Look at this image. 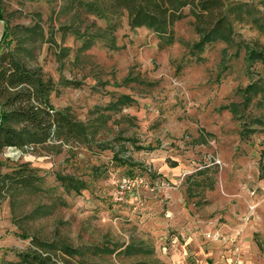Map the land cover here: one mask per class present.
I'll return each mask as SVG.
<instances>
[{
    "label": "rangeland",
    "instance_id": "rangeland-1",
    "mask_svg": "<svg viewBox=\"0 0 264 264\" xmlns=\"http://www.w3.org/2000/svg\"><path fill=\"white\" fill-rule=\"evenodd\" d=\"M78 1L91 0H2L0 54L38 24L43 37L25 45L23 62L52 80V106L88 135L0 153L1 173L27 163L43 179L42 193L20 199L14 214L0 193V264L34 237L80 250L68 264H264V95L246 105L242 94L263 87L264 65L248 66L243 47L224 43L192 50L191 17L160 49L154 33L129 28L126 13L110 34ZM229 1L250 12L233 20L235 41L263 47L264 0ZM58 175L84 189L66 192ZM135 177L145 185L115 203L112 180ZM45 206L49 215L24 217Z\"/></svg>",
    "mask_w": 264,
    "mask_h": 264
},
{
    "label": "trees",
    "instance_id": "trees-1",
    "mask_svg": "<svg viewBox=\"0 0 264 264\" xmlns=\"http://www.w3.org/2000/svg\"><path fill=\"white\" fill-rule=\"evenodd\" d=\"M77 3L86 13L108 22L110 34L117 27L116 23L111 22H118L126 13L129 28H144L154 33L159 39L160 49L174 43L175 24L191 17L193 30L198 36L192 50L200 53L207 45L224 43L227 46L243 47L248 66L258 62L264 65V46L252 48L234 39L233 20L243 21L245 16L250 15L249 6L242 3L229 0H91ZM0 21L7 28L2 0ZM72 33L77 34L78 31L73 30ZM7 34L12 36V31L9 29ZM16 35L23 41H17L14 49L0 54V153L7 148L24 150L50 141L64 143L87 138L88 130L83 123L75 121L67 110H56L52 106L50 96L55 89L52 80L23 62V56L32 54V47L26 48L25 45L32 46L43 37L42 28L38 24L22 27ZM90 46V43H85L83 50H88ZM60 84L65 87L77 85L67 80H62ZM259 93L264 95V85H247L242 90L246 105ZM125 102L119 104L124 105ZM115 107L113 105L109 110ZM56 178L66 192H80L84 189L83 183L73 177L58 175ZM259 178L264 179L262 167ZM42 182L37 171L24 163L10 172H0V193H5L14 214L20 199L42 193ZM50 209L45 206L44 211L38 207L24 217L36 220L49 215ZM81 256L80 250L70 246L64 239L44 241L34 237L30 248L17 253L15 261L4 264H68L66 258L76 259Z\"/></svg>",
    "mask_w": 264,
    "mask_h": 264
},
{
    "label": "built area",
    "instance_id": "built-area-1",
    "mask_svg": "<svg viewBox=\"0 0 264 264\" xmlns=\"http://www.w3.org/2000/svg\"><path fill=\"white\" fill-rule=\"evenodd\" d=\"M32 149V148H25ZM145 185V181L141 177L127 178L122 180L113 179L111 182V188L113 201L115 203H127L131 199L134 193L139 187Z\"/></svg>",
    "mask_w": 264,
    "mask_h": 264
}]
</instances>
